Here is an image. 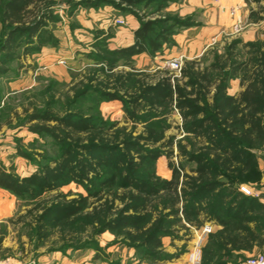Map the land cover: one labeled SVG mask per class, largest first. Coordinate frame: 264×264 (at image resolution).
<instances>
[{
    "label": "rangeland",
    "instance_id": "374dc122",
    "mask_svg": "<svg viewBox=\"0 0 264 264\" xmlns=\"http://www.w3.org/2000/svg\"><path fill=\"white\" fill-rule=\"evenodd\" d=\"M234 6H240L243 20L237 33L229 17ZM51 14L41 49L29 51L31 45L23 44L12 59L0 63L4 68L0 72V160L25 176L60 159L67 148L72 160L83 157L92 169L84 183L62 182L34 196L0 188V264H204L210 256L206 249H212L210 237L221 225L209 211L216 191L198 198L193 206L200 213L187 216L183 209L191 197L184 189L190 192L188 176L196 175L194 156L214 158L222 154L221 148L204 131L195 134L184 129L186 119L176 106L175 94L155 102L140 94L144 86L163 77L193 91V96L201 95V85H210L212 91L223 77L228 78L230 93L245 87L242 78L259 68L257 56L264 52V1L55 0ZM146 21L156 22L157 32L166 30L171 45L165 43L153 54L119 53V48L134 42L135 30ZM6 37L7 28L0 20V48ZM178 56L181 73L169 67ZM190 78L197 80L195 85L187 84ZM210 100L209 92L206 101ZM47 111L60 118H89L94 127L79 132L57 129L58 137L35 132V124L42 120L31 116ZM94 147L109 158L107 164L87 151ZM253 151L255 168L237 180V186L253 189L263 203L264 144ZM148 152L154 157L142 163ZM118 157L122 159L117 161L119 171H125L130 161L137 167V178L171 181L175 186L146 195L123 185L121 175L113 185L107 184L116 172L111 161ZM82 197L86 204L80 213L40 228L48 207ZM135 205L143 209L136 213ZM174 207L180 209L176 214ZM132 214L145 218L138 225L104 230L97 221V216L111 221ZM253 216L260 219L264 209ZM162 219L158 233L162 244L153 248L145 234ZM257 224L264 228L261 221ZM205 225L212 231L198 243Z\"/></svg>",
    "mask_w": 264,
    "mask_h": 264
},
{
    "label": "trees",
    "instance_id": "16d2710c",
    "mask_svg": "<svg viewBox=\"0 0 264 264\" xmlns=\"http://www.w3.org/2000/svg\"><path fill=\"white\" fill-rule=\"evenodd\" d=\"M54 2L55 0H4L0 4V20L7 28V37L0 48V53L3 55L0 63L12 59L15 51L23 44L26 47L31 45L27 48L29 51H37L43 47L46 41L44 35L48 31L47 25L53 17L51 10ZM155 26L154 21L143 22L135 30L134 42L119 48V53L127 56L143 52L153 54L158 52L165 43L171 45V38L164 34L166 30L157 32L158 29ZM259 53L257 60L260 66L242 78L241 83L246 82V85L238 95L228 93L226 77L215 85L212 102L206 101L210 85H201L203 89L199 92L201 95L193 96L191 94L193 91L187 92L184 87L173 85L169 77H163L154 84L144 86L140 94V97L153 102L160 97H172L175 94L176 106L183 112L186 119L184 129L195 134L204 131L209 135V139L221 148L222 154L214 158L194 156L197 161V167L194 170L196 175L188 176L190 192L187 193V189H184L185 195L191 197V201L187 202L183 209L187 216L200 213L199 208L193 206L198 198L216 191L209 211L222 228L211 235L212 249L210 247V250L206 249V254L210 256L205 259L204 264H230L227 257L232 255L234 249L252 251L255 246H262L264 243L263 227L257 224V221H261L264 225V216L260 219L253 216L254 212L264 209V203L253 195L243 193L237 186V180L244 179L255 168L257 157L253 149L264 144V52ZM1 71H4V68L0 66ZM196 81L190 78L187 84L195 85ZM200 100H204L205 104H201ZM200 114L202 117L199 118ZM36 119L42 122L35 124L34 131L46 132L54 137L59 136L57 129L65 130L66 128L79 132L94 127L89 118L78 120H74L71 116L60 118L48 111L36 112L31 116V120ZM51 121H55L56 124H51ZM94 148V150L88 148L87 151L94 154L100 163L107 164L110 161L109 158L101 152L102 150H99L100 148ZM136 148L139 146L137 145ZM63 153L60 159L42 164L39 170L25 176L19 175L13 165H6L0 160V188L20 196H34L38 191L55 189L62 182L84 183L87 173L92 169L91 164L83 157L72 160L73 153L67 148ZM152 157L154 156L148 152L147 155L142 156V163ZM117 161L121 163L122 159L118 157L116 162L111 161L116 172L107 179L109 185H113L121 175L123 185L132 186L138 193L146 195H153L159 187L170 189L175 186L171 181L159 182L152 178H137V167H133V162L130 161L127 169L121 172ZM177 175L178 170L174 168V177ZM220 176L229 179L228 181L220 180L218 179ZM85 204L86 198L82 197L48 207L41 215L44 224L40 225V228L69 220L80 213ZM132 209L138 213L143 208L135 205ZM179 210L174 207L173 213L176 214ZM143 218L145 217L140 214H132L108 221L97 216V221L102 224L101 230H104L118 229L130 224L138 225ZM162 224L163 219L159 220L153 231L145 234L146 243L153 248L160 247L162 244L158 238ZM214 250L217 257H214Z\"/></svg>",
    "mask_w": 264,
    "mask_h": 264
},
{
    "label": "built area",
    "instance_id": "2783aa9c",
    "mask_svg": "<svg viewBox=\"0 0 264 264\" xmlns=\"http://www.w3.org/2000/svg\"><path fill=\"white\" fill-rule=\"evenodd\" d=\"M230 17L232 18V30L237 33L242 30L243 26V20L240 12V6H234L229 11ZM121 23L122 21L119 20ZM169 67L175 71L180 72L182 69V58L181 57H174L169 62ZM181 73V72H180ZM241 191L247 195H255V192L253 189L242 186ZM212 231V228L209 225H205L202 230H200V235L198 236V243L202 240L203 236H206L208 233ZM199 263V261H196V264ZM245 264H264V252L257 253L255 255L250 256Z\"/></svg>",
    "mask_w": 264,
    "mask_h": 264
},
{
    "label": "crops",
    "instance_id": "0c3cea01",
    "mask_svg": "<svg viewBox=\"0 0 264 264\" xmlns=\"http://www.w3.org/2000/svg\"><path fill=\"white\" fill-rule=\"evenodd\" d=\"M190 1H192V3L198 2V0H190ZM230 21H231V25H232V18L231 17H230ZM193 33L194 32H190V35H191L190 37L191 38H194V36H192ZM244 88L245 87H242L239 91H237L235 93H230V88H227V90H228V93L229 94L238 95L241 91L244 90ZM209 90H210L209 92L211 93V100H210V102H212L213 101V94H214L215 88L212 89V91H211L210 86H209ZM261 201H264V198H262ZM214 225L217 226L216 223ZM217 227L222 228V225H219ZM260 252H264V243H263L262 246H258V245L255 246L252 251L247 250V249H238V250L234 249L232 251V255L230 256V264H245V262H243V261L241 262V259L240 258H243L244 257V258H247L248 259L250 256L255 255L257 253H260ZM197 255H198V249H195V257L196 258H197Z\"/></svg>",
    "mask_w": 264,
    "mask_h": 264
}]
</instances>
